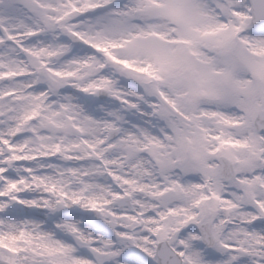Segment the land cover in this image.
<instances>
[{"label":"snow or ice","instance_id":"1","mask_svg":"<svg viewBox=\"0 0 264 264\" xmlns=\"http://www.w3.org/2000/svg\"><path fill=\"white\" fill-rule=\"evenodd\" d=\"M0 264H264V0H0Z\"/></svg>","mask_w":264,"mask_h":264}]
</instances>
